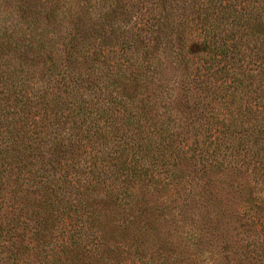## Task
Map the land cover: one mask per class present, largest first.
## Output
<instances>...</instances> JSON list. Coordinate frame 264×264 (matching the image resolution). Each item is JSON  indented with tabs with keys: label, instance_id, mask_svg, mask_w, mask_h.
<instances>
[{
	"label": "trees",
	"instance_id": "obj_1",
	"mask_svg": "<svg viewBox=\"0 0 264 264\" xmlns=\"http://www.w3.org/2000/svg\"><path fill=\"white\" fill-rule=\"evenodd\" d=\"M0 264H264V0H0Z\"/></svg>",
	"mask_w": 264,
	"mask_h": 264
}]
</instances>
